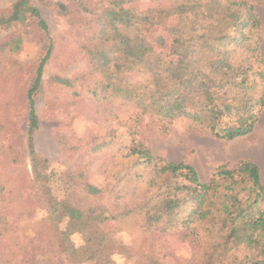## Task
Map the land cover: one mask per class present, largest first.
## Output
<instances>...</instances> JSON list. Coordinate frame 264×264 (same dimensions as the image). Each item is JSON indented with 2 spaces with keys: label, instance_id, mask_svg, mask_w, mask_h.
Returning <instances> with one entry per match:
<instances>
[{
  "label": "rangeland",
  "instance_id": "obj_1",
  "mask_svg": "<svg viewBox=\"0 0 264 264\" xmlns=\"http://www.w3.org/2000/svg\"><path fill=\"white\" fill-rule=\"evenodd\" d=\"M17 1L0 0V264H96L84 259L87 237L102 240L107 264H223V257L207 260V245L198 248L200 230L180 221L187 212L150 225L147 201L154 191L148 181L158 177L131 150L146 149L152 165L186 164L201 183L229 178L215 175L250 162L264 186V104H256L252 130L231 140L187 118L162 122L151 115L146 105L153 59L141 58L125 72L130 58L118 48L123 37L166 53L167 29L176 19L148 12L173 0H27L18 13L22 19L13 21ZM247 1L260 22L253 38L259 37L254 47L264 61V0ZM26 8L38 10L45 29ZM119 8L129 18L137 15L133 26L112 22ZM47 53L32 95V163L27 92ZM248 91L253 102L264 99V82L257 78ZM87 186L102 193L91 196ZM57 203L89 215L90 225L69 234L67 219L52 211ZM133 208L135 215L121 216ZM71 246L75 254L67 251Z\"/></svg>",
  "mask_w": 264,
  "mask_h": 264
},
{
  "label": "trees",
  "instance_id": "obj_2",
  "mask_svg": "<svg viewBox=\"0 0 264 264\" xmlns=\"http://www.w3.org/2000/svg\"><path fill=\"white\" fill-rule=\"evenodd\" d=\"M26 3L27 0L16 2L13 21L22 19L18 13ZM26 10L38 19L42 29L46 28L38 10ZM124 14L119 8L112 22L133 26L130 22L137 15L129 18ZM148 14L156 18L162 15L161 19L175 17L176 23L167 29L171 37L168 51H156L148 41L145 47L132 45L123 37L118 49L130 58L125 72L141 58L152 57L146 105L151 115L162 122L187 118L202 124L219 139L231 140L248 134L257 119L256 104L261 107L264 104L263 96L253 102L248 91L257 78L264 82V72L259 66L264 61L254 47L259 37L253 35L260 28L254 6L247 0H173L167 8L151 9ZM157 39L159 46L164 47L165 39L164 42L160 37ZM48 55L40 61L34 83L27 92V136L32 163L37 162L31 144L37 122L32 95L38 89ZM131 155L151 167L158 177L148 181V188L154 191L147 201L150 225L163 224L187 212L180 221L185 227L193 224L200 230L202 238H196L198 248L203 244L210 248L209 262L223 257V264H264V186L254 164L241 162L238 170L233 171L220 168L215 176L229 178H212L201 183L194 169L186 164L152 165L154 158L141 147H133ZM234 174L241 178H234ZM86 191L91 196L102 193L91 186ZM135 209L121 216L135 215ZM57 210L67 219L65 228L69 234L82 232L90 225V216L70 204L57 203L52 211ZM82 249L85 261L107 264L102 260L101 239L95 242L87 237ZM67 251L75 254L72 246ZM240 252H244L242 257Z\"/></svg>",
  "mask_w": 264,
  "mask_h": 264
}]
</instances>
